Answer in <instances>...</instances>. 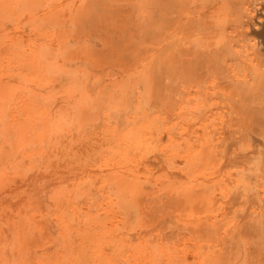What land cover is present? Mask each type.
<instances>
[{"label":"bare ground","instance_id":"6f19581e","mask_svg":"<svg viewBox=\"0 0 264 264\" xmlns=\"http://www.w3.org/2000/svg\"><path fill=\"white\" fill-rule=\"evenodd\" d=\"M135 8L140 46L99 34ZM6 241L0 264H264V0H0Z\"/></svg>","mask_w":264,"mask_h":264},{"label":"rangeland","instance_id":"374dc122","mask_svg":"<svg viewBox=\"0 0 264 264\" xmlns=\"http://www.w3.org/2000/svg\"><path fill=\"white\" fill-rule=\"evenodd\" d=\"M126 17H121L119 20L122 21V23H115L112 24L116 18L111 19L110 20V24L115 28H107V25H105L104 27L101 28V30L99 31L100 35L104 38L107 39L110 43L112 44H120V43H127L129 42V40H127L128 38H130L131 41V45L134 46H140L141 45V40L145 38V34H144V22H143V17L142 15L139 13L138 8H135V17L129 18L128 21H124ZM130 35L132 37H130ZM147 36V35H146ZM146 39L148 40H152L154 41V38H150V37H146ZM122 43V44H123ZM196 60H197V64L193 66L192 71L195 74L200 73V69L198 66V63L201 65H208L209 64V57L207 55H205V53L203 52V50H199L198 52L196 51ZM185 83H183L180 78H169L166 79L163 84L161 85L162 89L165 92H169L170 95L175 98L178 99V97L180 95H182V88L184 87ZM73 149H78L79 146L77 144H75V147H72ZM65 166L63 163L59 162L56 167H63ZM55 167V168H56ZM43 195L46 197V203H48L50 201V196L47 192H44ZM31 212H35V210L31 209ZM3 248L5 249V251H1L0 250V255H5V254H9V253H13L12 251V247L10 245V242H5L4 244H2ZM14 254V253H13ZM34 261L36 264H40L41 262L43 264H56L59 262H62L63 264H66L68 262H71L74 260V257L70 254H65L64 257H60L58 255V253L53 254L52 251H39L36 250L34 253ZM8 258H12V255L8 256ZM15 264V262H14Z\"/></svg>","mask_w":264,"mask_h":264}]
</instances>
